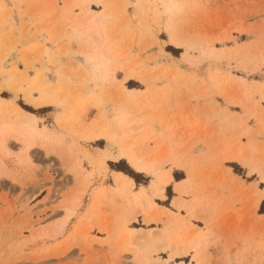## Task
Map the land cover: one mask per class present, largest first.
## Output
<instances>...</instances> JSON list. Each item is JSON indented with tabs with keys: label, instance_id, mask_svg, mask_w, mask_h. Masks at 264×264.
<instances>
[{
	"label": "rangeland",
	"instance_id": "obj_1",
	"mask_svg": "<svg viewBox=\"0 0 264 264\" xmlns=\"http://www.w3.org/2000/svg\"><path fill=\"white\" fill-rule=\"evenodd\" d=\"M156 261L264 264V0H0V264Z\"/></svg>",
	"mask_w": 264,
	"mask_h": 264
},
{
	"label": "bare ground",
	"instance_id": "obj_2",
	"mask_svg": "<svg viewBox=\"0 0 264 264\" xmlns=\"http://www.w3.org/2000/svg\"><path fill=\"white\" fill-rule=\"evenodd\" d=\"M125 156H126V158L128 159V161L132 164V165H135L137 168H141L142 167V161L141 160H139V159H137V158H135L132 154H125ZM232 160H235L234 158H232ZM167 161H165L164 163H166ZM118 181L120 182V183H125V184H129V185H131V181L126 177V176H121V175H118ZM179 185V187L181 188V189H183V188H185V186H186V183L185 182H183V183H179L178 184ZM157 191V195L158 196H162V189H159L158 188V190H156ZM128 201V200H127ZM180 204H177V206H179ZM156 220V219H155ZM158 261V260H157ZM157 261H156V264H158L157 263ZM182 264V263H181Z\"/></svg>",
	"mask_w": 264,
	"mask_h": 264
},
{
	"label": "crops",
	"instance_id": "obj_3",
	"mask_svg": "<svg viewBox=\"0 0 264 264\" xmlns=\"http://www.w3.org/2000/svg\"><path fill=\"white\" fill-rule=\"evenodd\" d=\"M183 182V181H182ZM182 182H179V183H182ZM178 184V183H177ZM163 198H164V196H163ZM177 264H179V263H177Z\"/></svg>",
	"mask_w": 264,
	"mask_h": 264
},
{
	"label": "trees",
	"instance_id": "obj_4",
	"mask_svg": "<svg viewBox=\"0 0 264 264\" xmlns=\"http://www.w3.org/2000/svg\"><path fill=\"white\" fill-rule=\"evenodd\" d=\"M131 176H134V175H132V174H130Z\"/></svg>",
	"mask_w": 264,
	"mask_h": 264
}]
</instances>
